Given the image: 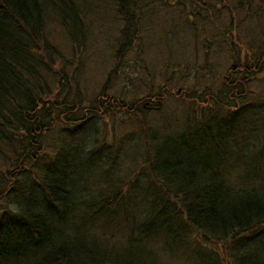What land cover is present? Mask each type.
<instances>
[{"label":"trees","instance_id":"16d2710c","mask_svg":"<svg viewBox=\"0 0 264 264\" xmlns=\"http://www.w3.org/2000/svg\"><path fill=\"white\" fill-rule=\"evenodd\" d=\"M116 1L127 43L140 4L176 2L186 10V1L194 2L200 8L189 17L198 19L207 10L222 14L229 6L252 5V0L234 5L233 0H215L224 4L217 10L210 0ZM89 3L0 0V155L6 162L9 154L12 164L9 187L0 193V203L5 198L0 264H172L181 255L193 264H264V144L249 157L212 151L231 137L217 130L215 103L235 116L248 103L235 109L228 101L213 100L209 120L193 125L189 118L180 133L144 132L145 165L133 175L138 170L151 178L144 189L150 200H141L147 213L133 221L124 213L130 205L122 202V190L134 180L129 184L131 177L119 176L113 167L123 147L88 143L85 131L94 139L92 122L106 108L99 101L85 105L79 84L72 85L74 74L67 66L57 70L61 52L48 33L56 23L74 41L83 37ZM126 48L119 49L120 57ZM225 89L236 90L234 83ZM127 107L132 118L133 108ZM96 173L105 176L108 186L105 182L93 192L89 180ZM126 222L130 229L123 233ZM197 236L201 243L194 242Z\"/></svg>","mask_w":264,"mask_h":264},{"label":"rangeland","instance_id":"374dc122","mask_svg":"<svg viewBox=\"0 0 264 264\" xmlns=\"http://www.w3.org/2000/svg\"><path fill=\"white\" fill-rule=\"evenodd\" d=\"M89 1L83 37L74 41L56 23L48 33L61 52V60L55 65L57 70L67 66L74 74L76 80L72 85L79 84L78 95L85 105L99 101L106 108L101 107L100 117L92 122L97 126L92 130L93 135L96 133L94 139L86 131L84 134L89 136L88 143L97 140V145L123 147L118 149L119 162L113 167L119 170V176L131 177L129 184L134 180V184L122 190V202L130 205L124 212L130 213V221L142 220L147 213L141 200L149 197L144 189L151 178L138 172L145 165L147 130L162 129L165 134L172 130L183 132L189 118L193 125L209 120L213 100L228 101L235 109L248 103L249 108L238 116L220 111V103H215L212 118L217 130L231 137L212 151L217 153L222 148V152L230 151L234 156L245 152L249 157L262 148L264 105H259L264 104V0H252V5L246 3L239 10L229 6L222 14L207 10L206 17L200 19L189 17L200 8L194 2L186 1V10H181L176 2L148 7L140 4L128 43L123 33L126 22L117 1ZM237 1L233 0V5ZM213 2L217 8L224 7L215 0H210V5ZM123 45L127 51L120 57ZM233 83L236 90L230 93L225 87ZM58 85L61 86L60 81L57 88ZM245 95L246 103L242 101ZM127 105L133 108L132 118L125 113L129 110L124 108ZM90 147L92 144L87 148ZM59 149L55 147V151ZM8 157L9 154L5 162L0 155V193L10 184L8 171L12 164ZM218 158L217 155L214 163L219 162ZM233 161V157L229 158L228 163ZM96 174L89 180L93 192L106 182L102 173ZM0 204H3L1 214L5 198ZM128 227L126 222L121 231L126 233ZM194 242L202 241L197 236ZM172 264H193V261L188 255H181Z\"/></svg>","mask_w":264,"mask_h":264}]
</instances>
